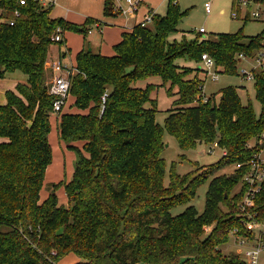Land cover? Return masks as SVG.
I'll return each mask as SVG.
<instances>
[{
  "label": "trees",
  "instance_id": "1",
  "mask_svg": "<svg viewBox=\"0 0 264 264\" xmlns=\"http://www.w3.org/2000/svg\"><path fill=\"white\" fill-rule=\"evenodd\" d=\"M112 8L113 0H106L105 14H114ZM51 9L39 0L24 5L0 0V76L16 70L27 75L0 105V264H58L70 252L79 256L76 264H246L221 246L234 229L254 235L246 230L249 217L240 206L249 161L264 148V68L254 72L255 97L262 105L257 115L251 102H241L235 86L221 88L218 101L205 95L201 67L177 59L201 63L208 53L218 72L236 74V56L261 49L263 33L247 35L242 28L210 39L201 32L191 40L171 39L184 12L178 0H168L165 15L154 13L149 26L137 24L123 32L113 55L86 44L70 72V94L82 111L63 112L57 124L59 139L77 153L75 171L70 181L53 183L41 201L53 160L54 97L45 65L49 47L64 45V39L55 42L52 36L61 29L63 36L74 31L86 38L99 23L91 17L81 24L53 17ZM161 86L177 97L165 129L179 146L186 150L217 141L226 151L213 164L185 175L173 165L168 186L164 127L156 120L158 104L151 96ZM230 165L234 170L223 172ZM209 178L204 210L188 205L173 215L171 209L191 202ZM237 183L241 191L232 194ZM59 186L68 205H59ZM248 212L264 222V181Z\"/></svg>",
  "mask_w": 264,
  "mask_h": 264
},
{
  "label": "rangeland",
  "instance_id": "2",
  "mask_svg": "<svg viewBox=\"0 0 264 264\" xmlns=\"http://www.w3.org/2000/svg\"><path fill=\"white\" fill-rule=\"evenodd\" d=\"M141 4L137 7L136 10H133L128 15L119 14L118 5L119 3L126 6V0H113V12L112 15L105 14V3L106 0H72L73 3V13L72 16L76 13V17L81 19V14L88 15V17H98L101 18L105 25L106 20L109 17H116L115 22L121 26L132 29L135 25L144 18L146 7H150L151 10H154L157 14L165 15L168 10V0H141ZM206 0H178L180 9L184 12V16L178 25V31L170 35L171 39H176L177 41H182L184 37L187 40L196 38L199 28L204 27L206 32L202 34L203 39H210L217 37L216 35L220 33H236L243 28V32L247 35H264V13L261 17L257 19L249 18L246 19L244 14L238 18L232 16L234 10L233 0H211L212 11L211 13H206L202 10ZM264 9V5L261 6ZM64 10L59 6H54L51 9L52 15H56L57 12L62 13ZM115 15V16H113ZM64 18V16H63ZM1 21V20H0ZM91 32L86 36L90 44L93 41L101 43L102 38L97 27L91 26ZM67 41L68 46L71 49V55L66 53L65 58L66 62L69 65L72 63L73 56L81 50L85 36L82 33L67 31ZM110 37V33H109ZM50 47L52 49H58V44H52ZM49 47V50H50ZM49 54V53H48ZM114 54V53H113ZM48 62H54L55 60L50 58L48 55ZM177 62L181 65L188 67L200 66L201 71H199V76L204 80L203 92L207 96L215 95L216 100L220 99V94L218 91L221 88L227 86H235L237 88L238 94L240 96L241 102L243 104H248L251 102L254 111L257 115H260L262 110L261 103L255 97V87L254 81L243 78L240 70L242 67H253L255 61H241L238 62V71L235 74L220 73L216 79L211 75L209 69L205 67L202 63H197L194 60L179 58ZM50 64L45 65L46 71V84H48L53 77V70ZM221 71V69H219ZM218 71V70H217ZM25 73L21 70H16L13 73L6 72L3 76H0V103H4V98L6 97L7 92L13 91L17 92L18 83H23ZM155 82H161L160 78H152ZM167 88L161 86L155 89L151 96L157 100L159 111L156 114V120L161 126L164 127L163 139L165 142V148L162 151V156L166 161V175H165V185L168 186L170 183V174L175 166V171L180 175H185L197 167L208 166L216 162L222 156V150L219 147H216L214 152L208 150L209 144L207 143H198L196 146L183 150L177 141V139L168 133L165 129V119L168 115V110L172 107L174 101L177 99L176 96H169L167 93ZM176 90V88H175ZM70 96H72L70 94ZM68 99V104L66 109L74 111H82L76 108L74 105L73 96ZM72 103V104H71ZM72 105V106H70ZM72 107V108H71ZM84 112V111H83ZM60 116L50 113V122H51V131L49 134V140L53 150V160L49 167L48 173L45 177L44 186L41 190V199L47 197L52 191V184L59 183V181H70L73 177L75 171V163L77 158V153L75 150L67 147V143L63 140H60L58 137V125L56 121ZM57 119V120H56ZM80 145V143H77ZM184 155V156H183ZM234 170V165L227 166L223 169V172L230 173ZM48 176V178H47ZM209 178L204 183H202L196 193V196L188 204L176 205L171 209L173 215L179 214L186 209L188 205H193L194 208L201 213L204 210L206 192L208 190V185L210 182ZM242 188V183H237V185L232 189V194L239 193ZM58 197V202L60 204L65 203L67 205V195L64 186H59L56 190ZM209 229V228H207ZM263 229V226L260 223L255 224L254 233H257ZM257 239H250L246 246L257 244ZM222 250L226 254L236 253L239 254L243 259V251H246L244 245H240L237 242L235 235L231 234L230 239L227 243L221 246ZM261 253L259 257L258 264H264V245L261 246ZM77 254L70 252L64 257H62L58 264H76ZM245 261V259H244Z\"/></svg>",
  "mask_w": 264,
  "mask_h": 264
},
{
  "label": "built area",
  "instance_id": "3",
  "mask_svg": "<svg viewBox=\"0 0 264 264\" xmlns=\"http://www.w3.org/2000/svg\"><path fill=\"white\" fill-rule=\"evenodd\" d=\"M44 5H53L56 0H39ZM141 0H126V6L119 3L118 12L119 14L128 15L133 10H136L137 7L141 4ZM26 0H20V4L24 5ZM264 5V0H234V10L232 12V16L234 18H238L244 14L246 19L253 18L257 19L262 16L264 13V9L261 6ZM203 10L206 13H211L212 4L211 0H206L203 6ZM18 15V12H16ZM153 14L154 12L150 11L144 15V18L140 21L139 24L141 26H149L153 22ZM13 23V22H11ZM93 26L100 29L101 25L96 22L93 23ZM92 27H90L89 32H91ZM201 33H205L206 29L204 27L199 28ZM63 34L61 29H58V33L52 36V41L58 42L63 40ZM239 62L241 61H255V65L253 67H242L240 70L243 78L248 80H254V72L264 68V40L262 41L261 49L255 51L252 55H247L245 53H239L236 56ZM202 63L209 69L211 75L216 79L219 75V72L216 68V63L214 58H212L208 53H203L201 58ZM51 62H46V64H50ZM51 67L53 70L52 80L47 84L48 92L54 97L53 108L51 113L60 116L64 108L67 106L68 99L70 96L71 89V80H70V72L63 64L59 61H54L51 63ZM67 70V71H66ZM107 93L103 95V101H105ZM264 138V133L262 135ZM216 147H219L218 142L215 141L208 148L210 152H214ZM220 148V147H219ZM222 154H226V151L222 149ZM236 168H240L241 164L238 163L235 165ZM244 181L248 187L243 200L241 202V211L248 215L249 219L246 220V230L254 233L255 224L258 223L253 219V214L248 212L251 207L255 205V196L260 191L261 185L264 181V148L259 152L255 153L253 157L249 161V168L246 174L244 175ZM253 219V220H252ZM263 226V229L257 233H254L253 236L240 234L237 229H234L231 234L235 235L237 238V242L240 245H244L246 247V251H243V259H245L246 264H258L259 257L261 253V246L264 245V240L262 239L264 233V222L260 223ZM209 228V227H208ZM257 239V244H252L246 246L247 242L250 239Z\"/></svg>",
  "mask_w": 264,
  "mask_h": 264
},
{
  "label": "crops",
  "instance_id": "4",
  "mask_svg": "<svg viewBox=\"0 0 264 264\" xmlns=\"http://www.w3.org/2000/svg\"><path fill=\"white\" fill-rule=\"evenodd\" d=\"M232 2L234 5V0ZM72 5H73L72 0H56V2L52 5V7L54 8V6H59L64 11L62 13L57 12L56 15H54V14L52 15V13H51V15L53 17H63L64 16V18L66 20L72 21V22H75L78 24L84 23L86 21V19L88 18V15L86 16L84 14H81V16H82L81 19H78L75 16L76 13L74 14V16H72V13L74 11ZM202 10H203V8H202ZM150 11L156 13L154 10H151L149 6L146 7L145 12H150ZM0 12H1V10H0ZM113 16H115V15H113ZM91 18L97 19L99 21V23L101 25L99 33H100V37L102 38V40H101L100 44H97L98 42H96V41H93V43L90 44V42L87 40V38H84L83 44L81 46L82 47L81 50L85 47L86 44H88L91 47V49L95 52H100L101 54L108 55V56L113 55L114 46L121 41L123 32L130 31L131 29L127 28L125 26H121L120 24L115 22L114 19L116 17H109L108 20H106L107 22H105L104 26H103L104 21L101 18H98V17H91ZM67 33L68 32H65V34L63 36L64 45L61 47L59 46L58 49H52V47H50L48 55L50 56V58L54 59L55 61L61 62L63 64V66L67 68L68 71H71V70L73 71V69L76 66V55L77 54L75 56H73L72 63H71V65H69L68 62H66V58H65L66 53H69L71 55V49L68 46V41L66 38ZM109 33H110V37H109ZM26 81H27V75H26V77L24 76V79L22 82H26ZM70 97H72V96H70ZM73 99H74V97H73ZM4 101L5 102L2 103L3 102L2 101L0 103V105H4L7 102V97L4 98ZM70 106H72V105H70ZM63 112H81V111H78V110L71 111V110L66 109V107H65ZM56 123L58 124V121H56ZM80 145H81V143H80ZM50 165L47 167L46 174L48 173ZM45 177H46V175H45ZM47 178H48V176H47ZM47 197L42 198L41 201L45 200ZM66 204L68 205V200H67ZM59 205H65V203L60 204V202H59ZM79 260H80V258L77 255L76 263ZM139 264H143V263H139Z\"/></svg>",
  "mask_w": 264,
  "mask_h": 264
},
{
  "label": "water",
  "instance_id": "5",
  "mask_svg": "<svg viewBox=\"0 0 264 264\" xmlns=\"http://www.w3.org/2000/svg\"><path fill=\"white\" fill-rule=\"evenodd\" d=\"M89 50H91V48Z\"/></svg>",
  "mask_w": 264,
  "mask_h": 264
}]
</instances>
